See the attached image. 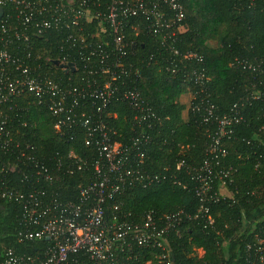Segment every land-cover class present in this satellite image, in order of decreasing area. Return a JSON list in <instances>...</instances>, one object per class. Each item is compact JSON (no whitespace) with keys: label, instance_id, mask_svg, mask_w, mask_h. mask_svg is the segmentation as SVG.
Instances as JSON below:
<instances>
[{"label":"built area","instance_id":"built-area-1","mask_svg":"<svg viewBox=\"0 0 264 264\" xmlns=\"http://www.w3.org/2000/svg\"><path fill=\"white\" fill-rule=\"evenodd\" d=\"M4 5L13 14L0 19V200L15 204L16 241L30 252L0 243V264H152L154 258L171 264L167 237L173 231L179 235L177 227L194 217L147 211L135 220L122 211L117 198L125 189L160 183L168 175L145 170L146 155L137 143H148V135L122 145L108 120L116 116L110 108L117 103L131 107L139 127L151 129L159 120L135 85L140 74L130 60L136 53L135 37L151 34L157 47L147 62L164 60L167 52V71L183 72L191 83L189 108L205 124L218 125L215 132L206 130V157L217 160L226 154L222 138L231 131L224 128L240 118L214 114L208 77L188 70L190 59L201 62L202 57L174 46L186 19L183 4L0 0ZM252 99L264 96L252 92ZM47 122L59 138L83 133L88 152L41 149L33 141L35 129ZM186 169L199 183L197 195L211 191L214 177L223 187L232 173L229 167L213 174L207 158ZM76 175L85 179L70 190L68 179ZM169 178L178 183L175 175ZM145 251L153 259L142 260Z\"/></svg>","mask_w":264,"mask_h":264},{"label":"trees","instance_id":"trees-1","mask_svg":"<svg viewBox=\"0 0 264 264\" xmlns=\"http://www.w3.org/2000/svg\"><path fill=\"white\" fill-rule=\"evenodd\" d=\"M180 1L186 19L174 46L202 57L201 62L190 59L188 70L202 71L208 77L206 90L215 106L214 114L234 115L240 121L224 128L231 131L222 138L226 154L217 160L206 157V130L215 132L218 125L205 124L199 113L187 106L183 95L192 90L191 83L183 72L167 71V52L164 60L158 57L147 62L149 53L156 51L155 37L132 35L137 45L130 60L140 74L135 85L159 120L151 129L139 127L131 107L117 103L110 108L116 116L108 122L116 132V142L122 145H132L139 134L148 135V143H137L146 155L143 166L148 173L168 176L160 183L125 189L117 201L135 220L147 211L158 215L182 212L194 217L177 227L179 235L173 231L167 237L171 264H264V99H252V92L264 96V0ZM3 9L4 19L13 14L10 6ZM210 41L216 46L207 47ZM35 132L33 141L43 150L88 152L83 133L59 138L48 122L38 124ZM206 158L213 174L229 167L232 173L224 179L223 187L214 177L211 191L197 195L199 183L186 167H199ZM181 161L184 167H177ZM169 175H175L178 183ZM79 179L83 178L76 175L68 179L70 190ZM70 190L67 193L72 196ZM0 206V243L18 252H30L16 241L15 204L0 200ZM152 252L157 254L158 250ZM152 252L145 251L142 260L153 259ZM152 264L159 263L154 258Z\"/></svg>","mask_w":264,"mask_h":264},{"label":"rangeland","instance_id":"rangeland-1","mask_svg":"<svg viewBox=\"0 0 264 264\" xmlns=\"http://www.w3.org/2000/svg\"><path fill=\"white\" fill-rule=\"evenodd\" d=\"M207 47H215L216 43L214 41L207 42ZM187 103L189 102V96H187V99L185 100ZM198 254L201 255V250H198Z\"/></svg>","mask_w":264,"mask_h":264},{"label":"water","instance_id":"water-1","mask_svg":"<svg viewBox=\"0 0 264 264\" xmlns=\"http://www.w3.org/2000/svg\"><path fill=\"white\" fill-rule=\"evenodd\" d=\"M3 15H4V9L2 6H0V19L3 17ZM0 208H1V206H0Z\"/></svg>","mask_w":264,"mask_h":264},{"label":"crops","instance_id":"crops-1","mask_svg":"<svg viewBox=\"0 0 264 264\" xmlns=\"http://www.w3.org/2000/svg\"><path fill=\"white\" fill-rule=\"evenodd\" d=\"M185 97V100L187 99V94L183 95ZM187 106H188V103H187ZM201 253H203V251L201 250ZM202 255V254H201Z\"/></svg>","mask_w":264,"mask_h":264}]
</instances>
